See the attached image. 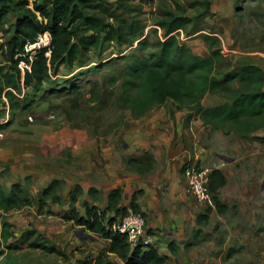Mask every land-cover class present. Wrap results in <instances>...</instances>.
<instances>
[{"label":"rangeland","instance_id":"1","mask_svg":"<svg viewBox=\"0 0 264 264\" xmlns=\"http://www.w3.org/2000/svg\"><path fill=\"white\" fill-rule=\"evenodd\" d=\"M77 1L89 15L112 21L109 14L114 13L120 18L140 20L145 26L142 38L146 37L148 41L163 36L158 23L169 14L182 16L188 31H180L178 38L195 54H209L211 47L201 37L209 34L219 38L222 51L234 66L253 63L264 70V0ZM14 22L15 14L9 12L0 23V64L6 61L5 44L12 36ZM192 29L198 32L192 33ZM151 50L148 47L144 53ZM135 53H140L137 43L107 42L100 49L81 56L72 66H60L56 73H51L52 82L23 89L19 95L25 100V107L16 111L11 118L12 125L4 129L9 143L0 145L2 186L8 192L11 182L19 181L35 203L8 214L13 237L3 248L0 264H99L100 261L125 264L115 254L107 252V239L64 217L70 212V195L75 186L82 190L75 204L82 215L85 202L104 210L103 192L90 187L96 191L89 194L90 188L86 190L81 184H72L60 177L72 175L74 164L79 166V171L73 172L81 180L105 177L101 142L118 127H123L127 117L125 112H129L118 105L120 81L113 85L110 79L119 76L127 59ZM72 79L79 86L80 94L51 93V88ZM92 81L98 85L96 93L92 92ZM223 101L222 97L209 94L204 97L203 104L211 106ZM160 108L169 114L175 110L170 100ZM3 110L9 112L7 106ZM181 117L182 113L177 112L173 120L176 123L179 119L177 123L183 125ZM198 120L192 122L196 125L198 141L185 140L190 152L188 157L180 166H169V169H172L171 173L178 169L182 184L185 162L196 163L209 173L221 169L226 184L219 190V198L227 211L219 214L213 207L208 221L200 224L198 218L213 206V202L199 203L186 191L183 200L170 196L161 201L162 212L143 211L144 216L134 212L127 203L126 214H140L144 221L141 234L129 239L131 248L148 242L160 254L169 256L165 264H247L256 251L241 243L245 239L257 242L261 250L257 256L264 260V188H261L264 181V127L243 136L205 127ZM54 180L61 181L53 187L55 195L43 197L44 189ZM138 190L141 192H137V202L143 194L141 189ZM240 199L245 214H239ZM113 216L112 212L106 214L107 218ZM118 221L119 218L115 225ZM152 222L157 225L149 227ZM169 242L177 246L176 254L168 249Z\"/></svg>","mask_w":264,"mask_h":264},{"label":"trees","instance_id":"2","mask_svg":"<svg viewBox=\"0 0 264 264\" xmlns=\"http://www.w3.org/2000/svg\"><path fill=\"white\" fill-rule=\"evenodd\" d=\"M9 12L15 14V22L12 36L5 44L6 61L0 64V117L5 106H8L10 118L25 107V100L19 97L23 89L52 82L51 73H56L60 66H72L81 56L100 49L107 42H116L137 43L140 52L127 59L118 77L110 79L113 85L120 81L118 105L130 111L132 116H145L170 100L175 106V110L170 112L172 119H176L177 112H186L181 117L184 127L199 119L213 129L243 136L264 127V70L253 63L234 66L222 51L219 38L209 34L201 35L211 47L209 54H195L178 38L180 31H188L186 19L182 16L169 14L158 23L163 36L148 41L146 37L142 38L145 26L140 20L120 18L114 13L109 14L112 21L89 15L77 0H0V23ZM46 31L50 34L49 47L37 50L29 58L24 54L25 43L35 41L39 34ZM148 47L152 50L144 53ZM21 62L29 65V69L24 66L22 70ZM97 87V83L92 81V92L96 93ZM50 91L80 94L81 90L72 79ZM207 94L218 95L225 101L205 106L203 99ZM71 101L75 106V100L72 98ZM126 163L130 168L144 173L152 168L154 159L146 153L141 158L126 159ZM60 183L54 180L44 189L43 197L54 196L56 190L53 187ZM225 184L226 177L221 169L216 168L209 173L213 206L198 218V223L208 221L213 207L219 214L227 211V206L219 198V190ZM74 190L70 195V212L64 217L90 233L109 240L107 252L115 254L125 264L167 262L169 256L160 254L151 244H137L131 248L128 235L113 230L117 219L125 215L128 209L121 205V186L108 193L104 210L85 202L83 215L75 207L82 190L78 185ZM95 191L90 188L88 193ZM139 191L133 194L129 208L144 216L137 202ZM34 203L35 200L20 182L13 183L8 192L0 184V256L8 240L13 237V225L8 220V214ZM108 212L114 216L107 218ZM167 246L172 254H176L177 246L173 242ZM99 264L104 262L100 261Z\"/></svg>","mask_w":264,"mask_h":264},{"label":"crops","instance_id":"3","mask_svg":"<svg viewBox=\"0 0 264 264\" xmlns=\"http://www.w3.org/2000/svg\"><path fill=\"white\" fill-rule=\"evenodd\" d=\"M125 115L127 116L125 118L126 123L123 127H118L114 132L104 137L101 142V147L104 150L102 153L104 178L81 180L79 176L74 174V172L79 171V166L74 164L71 166L72 175L62 174L60 179H66L72 184L79 183L86 190L90 187L98 188L103 192L102 201L105 204L108 193L117 186L122 187V206L128 205L127 203H129L136 190L141 189L143 194L138 198L141 210L147 213L162 212L164 210L162 200H167L170 196H173L181 201L185 197L186 185L184 178L182 184V177L177 172L178 169H174V173H171L172 169H169V166L173 168L180 166L188 157L190 152L184 142L185 140L191 143L198 141L196 125H192L194 120L189 127H184L181 123H175L169 112L161 108L157 112H150L142 117H134L130 111L125 112ZM10 125H12V120L9 112H4L0 117V145L9 143V136L6 132L4 133V129ZM202 125L209 127L203 123ZM146 153H149L154 159V165L150 171L140 174L136 170L128 168L126 159L141 158ZM6 158L8 159V157ZM1 172L2 168H0V184L2 185ZM15 182H11L10 188ZM238 201L240 203L238 205L239 214H245L244 206H242L243 201L241 199ZM253 216H256V214ZM156 225L152 222L149 227ZM241 243L247 245L252 251H256L254 257L251 256L248 259L247 264H264V260L257 256L261 251L257 242H248L243 239Z\"/></svg>","mask_w":264,"mask_h":264},{"label":"built area","instance_id":"4","mask_svg":"<svg viewBox=\"0 0 264 264\" xmlns=\"http://www.w3.org/2000/svg\"><path fill=\"white\" fill-rule=\"evenodd\" d=\"M49 45L50 34L46 31L39 34L35 41H27L25 43L24 54H27L29 58H31L37 50L48 48ZM46 54H49V52ZM24 66L29 69V65H25L21 62L20 67L22 70ZM183 178L185 180L186 192L189 193L195 201L202 204H207L212 201L208 171L202 170L196 163L193 164L188 161L183 165ZM143 225L144 221L142 216L130 212L129 214L119 217L117 225H113V230L125 233L128 235L129 239H133L141 234Z\"/></svg>","mask_w":264,"mask_h":264},{"label":"water","instance_id":"5","mask_svg":"<svg viewBox=\"0 0 264 264\" xmlns=\"http://www.w3.org/2000/svg\"><path fill=\"white\" fill-rule=\"evenodd\" d=\"M179 113H186L185 111H180ZM177 122H179V119H177ZM223 160L227 161V162H230L231 159L230 158H227L226 156H220ZM261 188H264V181L262 182V185H261Z\"/></svg>","mask_w":264,"mask_h":264}]
</instances>
